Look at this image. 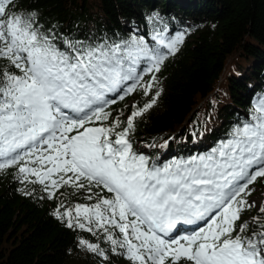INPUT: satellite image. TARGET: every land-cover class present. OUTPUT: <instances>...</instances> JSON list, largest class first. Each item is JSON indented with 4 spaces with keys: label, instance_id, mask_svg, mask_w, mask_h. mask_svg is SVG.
<instances>
[{
    "label": "snow or ice",
    "instance_id": "obj_1",
    "mask_svg": "<svg viewBox=\"0 0 264 264\" xmlns=\"http://www.w3.org/2000/svg\"><path fill=\"white\" fill-rule=\"evenodd\" d=\"M22 3L0 0V172L14 168L49 200L65 186L86 192L93 203H61L52 215L107 243L106 251L79 239L105 261L110 251L129 264H264V203L240 222L256 207L250 185L264 179V96L208 151L150 163L130 135L161 90L133 104L126 120L112 105L137 91L148 96L185 33L166 39L165 25L152 46L135 34L74 40L44 30Z\"/></svg>",
    "mask_w": 264,
    "mask_h": 264
},
{
    "label": "trees",
    "instance_id": "obj_2",
    "mask_svg": "<svg viewBox=\"0 0 264 264\" xmlns=\"http://www.w3.org/2000/svg\"><path fill=\"white\" fill-rule=\"evenodd\" d=\"M21 10H35L44 30L80 41L135 34L152 46L151 35L165 25L166 39L185 33L148 96L137 91L112 105L113 114L123 111L126 120L133 104L142 107L161 90L130 135L133 150L150 163L208 151L233 126L248 121L253 102L264 96V0H23ZM152 17L159 19L150 24ZM15 171L0 172V264H129L110 251L105 261L80 247L83 238L109 249L102 239L69 229L52 215L61 203L65 208L93 203L84 199L86 192L65 186L49 200L41 185L21 183ZM255 184L264 203L263 179ZM257 211H245L240 222Z\"/></svg>",
    "mask_w": 264,
    "mask_h": 264
},
{
    "label": "rangeland",
    "instance_id": "obj_3",
    "mask_svg": "<svg viewBox=\"0 0 264 264\" xmlns=\"http://www.w3.org/2000/svg\"><path fill=\"white\" fill-rule=\"evenodd\" d=\"M264 182V179H263ZM251 189H254V191L252 192L251 196L248 198L249 202H255L256 203V209L259 208L262 200H263V192L261 189H259L256 184L254 185H250Z\"/></svg>",
    "mask_w": 264,
    "mask_h": 264
}]
</instances>
